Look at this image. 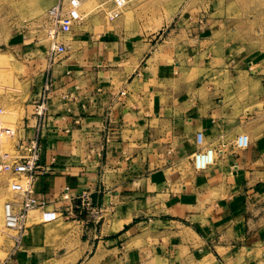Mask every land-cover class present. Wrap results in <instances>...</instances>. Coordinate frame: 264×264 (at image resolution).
<instances>
[{
	"label": "crops",
	"instance_id": "1",
	"mask_svg": "<svg viewBox=\"0 0 264 264\" xmlns=\"http://www.w3.org/2000/svg\"><path fill=\"white\" fill-rule=\"evenodd\" d=\"M135 21L81 22L50 69L41 34L15 27L2 44L17 138L33 135L50 80L34 195L61 215L41 224L30 211L0 264H264V53L210 60L209 39L156 43ZM207 148L217 157L196 170ZM83 193L98 224L77 209Z\"/></svg>",
	"mask_w": 264,
	"mask_h": 264
},
{
	"label": "rangeland",
	"instance_id": "2",
	"mask_svg": "<svg viewBox=\"0 0 264 264\" xmlns=\"http://www.w3.org/2000/svg\"><path fill=\"white\" fill-rule=\"evenodd\" d=\"M31 1L0 0V49L3 48L2 44L6 43L5 40L13 28L25 27L31 36L36 37L38 33L42 35L45 41L43 45L47 47L40 41L38 43L44 50L48 67L47 56L53 24L48 21L47 15L50 8L60 0H44V5L41 3L38 6L32 5ZM67 1L62 2L63 12L67 11ZM79 1L81 22L86 21L88 25L108 26L125 17L127 20L135 19L143 33L155 36L156 43H161L170 34L179 35V40H183V43L185 36L209 39L212 43L210 60L221 59L231 49L242 50L238 53L240 55L251 51L264 53V0H128L126 8L113 20L109 17L111 5L108 0ZM73 33L74 28L68 34L58 35V38L59 36L66 38V41L61 42L67 46V53L70 50L68 41ZM181 47L185 50L189 45H185L184 48L182 44ZM7 60L5 56H0V100L3 102L0 108L4 110L1 117L4 131L15 130V121L23 115L9 103L15 90L12 66ZM3 144L4 152L9 158L15 159L19 156L14 152L11 145L13 142L7 136L3 138ZM216 157L217 154L214 152V158ZM22 184L18 175L0 173V263L7 257V250L15 246L17 241L15 239L21 237V232L5 227L2 210L5 203L12 202L11 195H19L21 199ZM82 214L88 216L94 223L90 214L86 212ZM39 223L44 224L40 219ZM28 225L27 221L25 227Z\"/></svg>",
	"mask_w": 264,
	"mask_h": 264
},
{
	"label": "built area",
	"instance_id": "3",
	"mask_svg": "<svg viewBox=\"0 0 264 264\" xmlns=\"http://www.w3.org/2000/svg\"><path fill=\"white\" fill-rule=\"evenodd\" d=\"M111 5L109 17L111 20L120 15L119 13L127 5L128 0H108ZM63 0H60L55 7H51L48 11L47 19L53 24L51 33V43L48 51V69L59 60L60 57L67 54L68 48L65 44L57 39L59 34H68L71 30L81 23L82 16L80 14V2L78 0L67 1V11L63 12ZM51 90L50 80L44 84L41 96L34 102L33 113L31 120L33 122V135L30 138L21 140L17 138L15 130L4 131L2 129L1 117L4 115V110L0 108V173H9L18 175L22 180V196L19 207L16 210L12 202L5 203L2 210V217L4 225L7 229L17 230L22 232L25 227L27 215L30 211L39 209L40 220L43 223H49L56 220L61 212L58 210H48L46 202L38 200L34 195V181L36 175L42 172L39 166V157L41 152L40 146V132L45 127L47 117V100ZM121 96L125 93L121 92ZM7 136L13 143L14 152L19 156L15 159L9 158L4 152L3 138ZM198 145H202V135L198 134L196 137ZM249 145V139L246 135H240L236 138L234 146L236 149L243 150ZM214 152H218L213 148H207L202 152H198L193 157V164L196 170L203 171L214 163ZM19 190V189H18ZM67 191V189H66ZM64 199H68L64 195ZM77 209L80 213L86 212L91 215L94 224H97L100 217V212L92 205L90 196L86 193L79 197V204ZM71 210H65L70 212ZM16 242L19 241L16 238Z\"/></svg>",
	"mask_w": 264,
	"mask_h": 264
},
{
	"label": "bare ground",
	"instance_id": "4",
	"mask_svg": "<svg viewBox=\"0 0 264 264\" xmlns=\"http://www.w3.org/2000/svg\"><path fill=\"white\" fill-rule=\"evenodd\" d=\"M43 1H44V0H32V1H31V4H32V5H36V4H37V6H38V5H40V4L42 3V5H44V4H43ZM78 1H79V0H78ZM79 2H80V1H79ZM56 5H58V4H56ZM56 5H54V7H55ZM126 6H127V5H126ZM126 6H125V8H126ZM125 8H124V9H125ZM124 9H122V10H124ZM7 113H8V112H7ZM9 113H11V112H9ZM9 115H10V114H9ZM10 116H11V115H10ZM7 117H8V116H7ZM247 137H248V136H247ZM102 217H103V216H102Z\"/></svg>",
	"mask_w": 264,
	"mask_h": 264
}]
</instances>
